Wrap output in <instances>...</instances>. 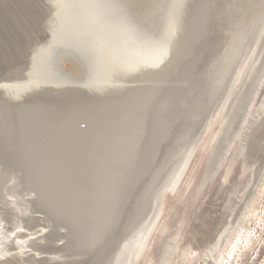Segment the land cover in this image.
<instances>
[{
	"label": "bare ground",
	"instance_id": "obj_1",
	"mask_svg": "<svg viewBox=\"0 0 264 264\" xmlns=\"http://www.w3.org/2000/svg\"><path fill=\"white\" fill-rule=\"evenodd\" d=\"M263 79L264 0H0V264H138L199 137L207 167L231 155L227 182L240 159L228 223L198 251L174 212L148 264L245 262L264 224Z\"/></svg>",
	"mask_w": 264,
	"mask_h": 264
},
{
	"label": "rangeland",
	"instance_id": "obj_2",
	"mask_svg": "<svg viewBox=\"0 0 264 264\" xmlns=\"http://www.w3.org/2000/svg\"><path fill=\"white\" fill-rule=\"evenodd\" d=\"M262 83L264 84V81ZM263 97H264V85L261 88L260 95L258 96V98L259 100H261ZM220 117L221 114L216 118V122L209 121L207 123V126H210L208 125L209 123L212 124V126H210L211 127L210 130H208V133L206 132L204 136H210L212 131L216 128L217 126L216 123L220 120ZM197 141H198L197 143H199L200 141L202 142L198 146L196 145L198 148L194 150V155L183 174L184 178H182V182H179L178 186L174 189V191L167 193L163 200L164 202H163L162 214L160 217L159 224L161 226L163 225L167 226L168 230H166L165 233H161L158 230L153 231L152 234H154V232H156V234H154V236L149 237L145 245L146 250H144L143 248L144 252L141 251L142 254L139 255L140 262H138V264H142V260H144V264H148L149 261L158 259L159 255L161 254V249L167 239L169 230L171 228L172 229L174 228V224H173L174 219L172 218V220H170V216H173L174 212L178 210H180L181 214L188 215V220L190 223L189 229L192 233L195 232L193 234L194 247L198 251L206 250L209 246H212V244L216 240V237L219 235L221 228L228 223L227 214L229 212H227L226 205L229 199L231 198V195L234 196L232 190L235 189L236 187L233 186V182L235 181L236 183L241 179L242 168H240L241 166L239 162L240 159L237 160L234 167L235 170H233L234 172L232 174L233 176L231 177V179L237 178L236 179L237 181L234 180L233 182H229V181L227 182L226 180H224L223 174L225 173L227 164L230 163L232 159H230L231 158L230 155L227 158L226 161L227 163L225 162L224 165L221 164V162L223 161L222 159L224 158L222 154L224 151H226L225 146L222 147V149L218 154L217 159L209 168L207 167L209 166L207 164V159H208L207 143L209 141V138H206V140H204V138L199 137ZM249 172L250 171H248L247 174L244 175L242 179L243 184L246 182V177L249 175ZM208 174L214 177L211 178L210 182H209L210 179L208 180L206 186L202 190L199 188L200 182L205 180ZM184 180H186V182H184ZM222 181H224L223 184L225 185L222 186L221 183V186H219L220 182ZM226 187L228 190L225 189ZM237 187L239 189L237 194H240V192H242L243 185L239 184ZM200 191H202L201 193L202 195H200L199 197V195L197 196V194ZM188 197H189V202L186 205L182 206L183 200L187 199ZM166 208H168V210H166ZM168 222H170V224H168ZM256 227L260 228V232H259L260 240L258 241V244L256 245L253 244L254 249L251 250L246 261L245 262L240 261L242 263L239 264H264V224L258 223ZM191 232L190 235L188 234L189 236H191ZM152 252H154V254H152ZM150 256H152V258H150ZM235 264H238L237 261Z\"/></svg>",
	"mask_w": 264,
	"mask_h": 264
},
{
	"label": "water",
	"instance_id": "obj_3",
	"mask_svg": "<svg viewBox=\"0 0 264 264\" xmlns=\"http://www.w3.org/2000/svg\"><path fill=\"white\" fill-rule=\"evenodd\" d=\"M142 230H140V232L138 233L139 235H141L142 233ZM135 241V240H134ZM134 241L133 242H130V244L128 245V247H127V250H126V255L129 253V251H130V249H131V247H132V245H133V243H134Z\"/></svg>",
	"mask_w": 264,
	"mask_h": 264
}]
</instances>
